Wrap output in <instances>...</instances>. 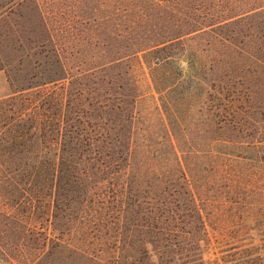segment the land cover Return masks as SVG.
Returning a JSON list of instances; mask_svg holds the SVG:
<instances>
[{
    "label": "trees",
    "instance_id": "16d2710c",
    "mask_svg": "<svg viewBox=\"0 0 264 264\" xmlns=\"http://www.w3.org/2000/svg\"><path fill=\"white\" fill-rule=\"evenodd\" d=\"M24 1L0 0V17ZM34 2V35L23 41L15 21L0 36V52L11 55L0 70L14 85L0 98V199L31 186L29 202L0 203V264H48V247H70L65 235L91 230L120 264L134 255L132 264H264V120L253 119L264 106L226 105L238 95L220 90L192 105L178 69L147 79L148 59L156 69L174 64L173 42L150 39L146 13L131 0L102 13L87 43L93 53L70 67L59 31ZM48 42L40 71L16 67L23 48L29 56ZM152 91L160 102L179 91L189 118L171 119L182 110L174 100L160 108ZM145 100L165 120L142 121Z\"/></svg>",
    "mask_w": 264,
    "mask_h": 264
},
{
    "label": "rangeland",
    "instance_id": "374dc122",
    "mask_svg": "<svg viewBox=\"0 0 264 264\" xmlns=\"http://www.w3.org/2000/svg\"><path fill=\"white\" fill-rule=\"evenodd\" d=\"M35 1L48 26L59 31L56 32V35L59 34L58 43L62 53L68 58L71 57L68 62L70 67L80 64V60L83 61L87 57L86 55L93 53V45L88 48L87 43H95L102 13L113 16L120 12V8L119 10L117 8L119 7L117 0ZM131 1L140 4L142 12L146 13L147 18L142 21H147V19L149 21L150 31L146 34L150 35V39H167L169 42H173V47L168 53L175 59L174 64L156 69L154 60L148 59L149 68L146 65L142 67L147 79L150 78V71L163 77L164 74H172L178 69L184 79L179 91L190 90L193 97L190 101L192 105L199 98H204L206 91L220 90L227 94L233 92L238 95L237 99L225 97L226 101H230L229 103L224 101L226 105H236L237 107L255 105L263 108L264 0ZM33 2L34 0H26L19 7H15L14 15L8 13L1 15L0 36L10 27V23L15 21L19 24L14 23V27H18V30L21 31L23 41L24 37L27 39L30 33L34 35L37 23L34 20ZM30 15H33L32 18ZM6 16L9 18L6 19ZM107 21L108 19L104 24L108 23ZM32 52V54L28 52L30 55L26 56L27 51L23 48L17 53L14 59L18 61L16 64L18 69H27L28 73L36 71V63L41 61L40 56L42 54L49 55V42L45 44L44 49L38 46ZM7 55L6 57L3 52H0V65L11 59V55L9 53ZM29 61L31 62L29 63ZM36 69L40 71V68ZM139 77L143 76L140 74ZM13 89L14 85H10L5 72L0 70V98L10 95ZM179 91L173 93L171 98L167 97L163 102L158 99V94L154 91L151 92L160 108L161 103L168 105V101L174 100L178 108L182 110L183 113L179 112L180 114L175 112L174 115L172 111L168 113L171 115V119L172 115L173 118H189L188 114H184L185 107L189 106V104L187 105L188 100L177 102ZM196 95L200 97L197 98ZM154 106L155 103L151 100H145L139 104L142 121L150 125L159 122V120H165L166 117L161 111L159 114ZM168 114L167 117H170ZM195 117L198 118L197 115ZM225 117L232 119L231 116ZM198 119L206 118L204 115ZM242 119L252 120L251 116ZM253 119L262 121L264 116L256 114ZM153 130L158 131L155 128ZM20 187L18 186L16 189L12 187V196L8 200L3 196L0 203L10 200H16L15 203L29 202L30 184L27 183L23 187L24 192ZM1 194L3 193L1 192ZM4 195L7 197L6 194ZM16 213L19 217V211ZM24 217H26L24 218L26 228H31L29 220L32 218L31 211L27 210ZM100 235L96 230H91L90 234L82 237L80 235H65L64 240L70 244V247L66 245L60 247L54 244L48 247V264H120L116 258L117 255L115 257L113 246L108 240L101 242ZM23 239L28 247L32 239L30 230L26 231ZM134 256L127 260L126 264H132ZM137 260H141L138 255Z\"/></svg>",
    "mask_w": 264,
    "mask_h": 264
}]
</instances>
